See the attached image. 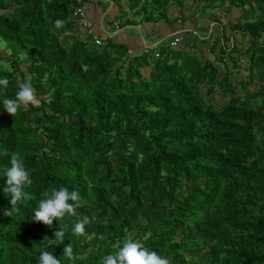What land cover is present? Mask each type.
Returning a JSON list of instances; mask_svg holds the SVG:
<instances>
[{
    "label": "trees",
    "instance_id": "trees-1",
    "mask_svg": "<svg viewBox=\"0 0 264 264\" xmlns=\"http://www.w3.org/2000/svg\"><path fill=\"white\" fill-rule=\"evenodd\" d=\"M116 1L139 17L120 11L124 26L171 25L169 8L185 0ZM202 1V11L217 2L241 10L229 28L248 37L245 51L234 41L226 48L221 27L209 49L219 50L216 62L169 45L128 57L126 44L109 37L103 47L77 37L79 0H0L8 51L0 100L15 98L23 82L36 97L14 114L0 104V264H38L41 245L61 264H103L130 233L169 264H264V0ZM247 52V67L230 58ZM239 69L246 80L231 81ZM215 91L226 99L220 105L206 100ZM12 153L33 182L8 216L2 173ZM62 185L83 204L61 218L65 241L50 242L59 221L29 218L45 191ZM84 216L85 232L73 233ZM68 243L72 258L63 256Z\"/></svg>",
    "mask_w": 264,
    "mask_h": 264
},
{
    "label": "clouds",
    "instance_id": "clouds-1",
    "mask_svg": "<svg viewBox=\"0 0 264 264\" xmlns=\"http://www.w3.org/2000/svg\"><path fill=\"white\" fill-rule=\"evenodd\" d=\"M55 25L59 28L65 24L63 19H56ZM8 84L7 77H0V86ZM35 93L33 86L29 82H23L16 92L15 98L5 97L0 100L3 108L10 114L16 113L22 104L35 102ZM2 175L6 177L3 193L9 194V203L7 215L11 216L13 211L18 212L20 205L28 198L25 191L27 185L32 184L31 169L26 167L24 158L19 153H12L10 164L4 170ZM83 204V198L79 191L70 190L66 186L52 188L51 191H45L44 198L40 199L30 216V220L41 221L45 225L52 226L53 221H59V227L54 232V238L48 240L65 241V232L69 230V225L62 223L61 218L68 216L74 217L76 209ZM90 223V218L84 216L83 219L77 220L71 226V231L75 234H83L86 225ZM45 239V238H44ZM43 239V240H44ZM63 256L72 258L73 249L71 243L64 247ZM38 264H61V260L53 251L41 245L39 251ZM103 264H169L168 258L162 256L157 251L146 247L141 241L135 239H126L118 248L115 255L108 254L103 259Z\"/></svg>",
    "mask_w": 264,
    "mask_h": 264
},
{
    "label": "rangeland",
    "instance_id": "rangeland-1",
    "mask_svg": "<svg viewBox=\"0 0 264 264\" xmlns=\"http://www.w3.org/2000/svg\"><path fill=\"white\" fill-rule=\"evenodd\" d=\"M102 2L104 7H99L98 3L95 12L98 14H102V16L105 18V21L113 29H116L117 26H122V22H124V19L119 20L118 14L114 17V19L110 20L107 19V16H109L108 14H110L109 6H113L112 2L116 6H119V8L124 9L126 8V6L123 7V5L116 0H111L109 2H107L106 0H102ZM203 4L204 3L202 0H196L195 2H192V0H185L181 8L172 5L168 10V15L174 19L172 25L174 27L172 31L168 32L169 35L165 37V39H163L164 42L162 45H169L171 48L175 49L188 50L194 56H197L199 58L202 57L205 60L216 62V58H219L221 56L220 53H217L219 50L217 49L216 54H213L209 52V49L212 41L216 38L221 37L220 29L221 27H224L225 35L223 40L226 48L229 49L231 47L232 41H234L239 50L245 51L248 47V37H243L239 33H231V30L229 28V24L234 23L240 16L241 10L234 8L230 11H227L225 10L226 6L218 8L217 2L214 3L213 8L205 9L204 11H202L201 8ZM125 10H127V8ZM120 11L124 12L122 11V9H119V12ZM125 14H128V18H131L136 21L139 20V17L133 16L132 13L129 11H125ZM246 15L249 17L254 16L252 12H247ZM170 26L171 25H169V27ZM173 31L174 33H172ZM80 35V32H77V37H79ZM186 40L188 42H186ZM5 48V43L0 39V67L3 68H6L8 66V55L5 54V52L7 53L8 51ZM136 54H144V52L134 53L133 51H127L128 57L135 56ZM249 56L250 53L247 52V54H244L240 57H237L235 54H232L230 58L233 57L234 60H238V64L242 68L247 67ZM25 58V55L21 57V63L19 65L20 70L24 73L26 72L29 63V61H26ZM225 58H227V56ZM226 64L227 68L230 69V64L228 62ZM142 72L146 76L148 70L144 69L142 70ZM26 77L28 80L29 76L27 75ZM240 79L246 80V72H244L242 69H239V71L235 72V75L232 77L231 81L235 82ZM202 88L206 87L203 86ZM206 100L210 103L212 102L215 105H220L226 99L224 97H221L218 94V91H215L213 94L207 95ZM131 237V233L127 234L124 240L131 239Z\"/></svg>",
    "mask_w": 264,
    "mask_h": 264
},
{
    "label": "crops",
    "instance_id": "crops-1",
    "mask_svg": "<svg viewBox=\"0 0 264 264\" xmlns=\"http://www.w3.org/2000/svg\"><path fill=\"white\" fill-rule=\"evenodd\" d=\"M81 4L79 6L84 7V12L86 15L87 22L90 24V30L94 36H99L101 38L109 37L115 43L126 44L128 50L134 53L143 52L148 48L162 45L163 39L169 35V31H172L173 24L169 27V24L164 21H159L157 23H143L139 25H124L117 26L113 29L106 21L102 14L95 12L96 6L99 3V7H104L102 0H79ZM107 2L111 0H106ZM123 7L126 4L120 2ZM109 6L110 14L107 19H114V17L119 13V9L124 12L126 8H119L113 2ZM115 8V9H114ZM102 10V9H101ZM172 18L171 16H169ZM151 24V25H150ZM155 27V28H154ZM147 32V33H146ZM174 33V31L172 32ZM164 35V36H163ZM91 39V38H90ZM184 39V38H183ZM186 42H188L186 40ZM140 55V54H136ZM133 57V56H129Z\"/></svg>",
    "mask_w": 264,
    "mask_h": 264
},
{
    "label": "built area",
    "instance_id": "built-area-1",
    "mask_svg": "<svg viewBox=\"0 0 264 264\" xmlns=\"http://www.w3.org/2000/svg\"><path fill=\"white\" fill-rule=\"evenodd\" d=\"M73 22L76 30L80 32L85 37H90L92 42L98 46H104V39L99 36H94L92 31L90 30V24L87 22L86 15L84 12V7L78 6L73 10ZM173 44V43H172ZM158 46V45H157ZM156 47V46H155ZM154 48V47H153ZM145 52V51H143ZM157 57V54H155Z\"/></svg>",
    "mask_w": 264,
    "mask_h": 264
}]
</instances>
